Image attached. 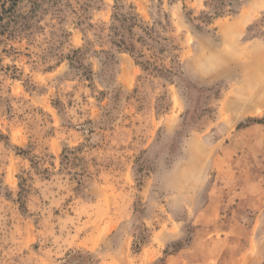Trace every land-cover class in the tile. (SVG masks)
Returning a JSON list of instances; mask_svg holds the SVG:
<instances>
[{
	"label": "rangeland",
	"instance_id": "1",
	"mask_svg": "<svg viewBox=\"0 0 264 264\" xmlns=\"http://www.w3.org/2000/svg\"><path fill=\"white\" fill-rule=\"evenodd\" d=\"M0 264H264V0H0Z\"/></svg>",
	"mask_w": 264,
	"mask_h": 264
}]
</instances>
